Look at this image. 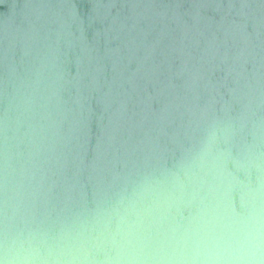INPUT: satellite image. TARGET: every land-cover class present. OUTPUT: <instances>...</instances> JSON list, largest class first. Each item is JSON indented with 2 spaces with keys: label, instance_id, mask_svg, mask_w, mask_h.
<instances>
[{
  "label": "water",
  "instance_id": "obj_1",
  "mask_svg": "<svg viewBox=\"0 0 264 264\" xmlns=\"http://www.w3.org/2000/svg\"><path fill=\"white\" fill-rule=\"evenodd\" d=\"M0 264H264V0H0Z\"/></svg>",
  "mask_w": 264,
  "mask_h": 264
},
{
  "label": "clouds",
  "instance_id": "obj_2",
  "mask_svg": "<svg viewBox=\"0 0 264 264\" xmlns=\"http://www.w3.org/2000/svg\"><path fill=\"white\" fill-rule=\"evenodd\" d=\"M259 236V227L254 222H250L242 229L241 243L244 245L253 246L254 244H256Z\"/></svg>",
  "mask_w": 264,
  "mask_h": 264
}]
</instances>
